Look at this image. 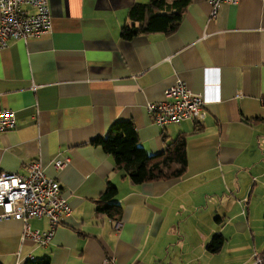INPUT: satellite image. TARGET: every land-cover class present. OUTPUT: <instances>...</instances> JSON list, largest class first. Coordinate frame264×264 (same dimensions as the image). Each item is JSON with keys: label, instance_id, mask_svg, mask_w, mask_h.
Segmentation results:
<instances>
[{"label": "crops", "instance_id": "crops-1", "mask_svg": "<svg viewBox=\"0 0 264 264\" xmlns=\"http://www.w3.org/2000/svg\"><path fill=\"white\" fill-rule=\"evenodd\" d=\"M148 1L49 0L51 29L0 50V104L16 115V127L0 133V171L25 174L38 160L71 207L46 247L23 239L24 222L0 221V264L258 261L248 237L264 203V0L224 3L216 18L207 0H190L175 31L123 39L129 9ZM177 79L204 98L206 117L160 127L147 103ZM119 121L135 124L151 155L184 133L186 174L133 183L92 143ZM59 158L70 159L62 170ZM109 181L122 207L116 218L96 211ZM29 224L49 228L45 218Z\"/></svg>", "mask_w": 264, "mask_h": 264}, {"label": "built area", "instance_id": "built-area-1", "mask_svg": "<svg viewBox=\"0 0 264 264\" xmlns=\"http://www.w3.org/2000/svg\"><path fill=\"white\" fill-rule=\"evenodd\" d=\"M240 0H207L211 18H216L224 3L238 4ZM52 17L49 0H0V50L11 40L38 38L49 31ZM147 110L154 123L160 127L191 120L202 122L206 117V103L182 80L177 79L164 90V99L147 103ZM16 127L15 112L0 104V133ZM69 158L54 161L57 170L64 169ZM27 173L0 171V221L24 222L23 239H31L42 247L48 246L59 225L71 213L60 182L49 177L38 160L29 162ZM47 219V230L32 229L30 219ZM116 230L123 223L113 220ZM258 259L257 262H259ZM102 264H117L114 258Z\"/></svg>", "mask_w": 264, "mask_h": 264}, {"label": "trees", "instance_id": "trees-1", "mask_svg": "<svg viewBox=\"0 0 264 264\" xmlns=\"http://www.w3.org/2000/svg\"><path fill=\"white\" fill-rule=\"evenodd\" d=\"M190 0H149L136 3L128 11L127 19L121 28V37L131 40L134 37L153 33H171L175 31L186 11ZM101 146L115 160L116 167L122 170L133 183L175 179L187 172V138L184 133L167 141L165 149L157 154H149L140 144L135 124L132 121H119L111 125L105 137H98L92 142ZM118 194L117 186L109 181L106 192L98 201L96 211L107 213L112 218L119 217L122 207L111 202ZM223 244V237L217 235L209 248L217 251ZM256 264H264V252ZM24 264H50V257L28 259Z\"/></svg>", "mask_w": 264, "mask_h": 264}, {"label": "rangeland", "instance_id": "rangeland-1", "mask_svg": "<svg viewBox=\"0 0 264 264\" xmlns=\"http://www.w3.org/2000/svg\"><path fill=\"white\" fill-rule=\"evenodd\" d=\"M258 216L260 217L253 224L254 229H251L253 233L248 237L251 240L252 252L255 257L260 256L264 252V203H262V209Z\"/></svg>", "mask_w": 264, "mask_h": 264}]
</instances>
